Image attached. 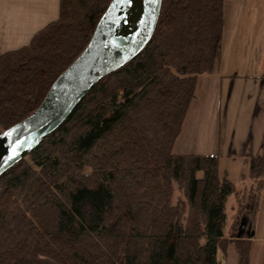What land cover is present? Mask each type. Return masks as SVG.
<instances>
[{
    "label": "trees",
    "instance_id": "16d2710c",
    "mask_svg": "<svg viewBox=\"0 0 264 264\" xmlns=\"http://www.w3.org/2000/svg\"><path fill=\"white\" fill-rule=\"evenodd\" d=\"M110 1L59 0L56 20L0 56V134L39 107ZM223 26V0H162L144 51L0 177V264H218L235 185L217 157L172 149ZM249 175L260 189L264 150Z\"/></svg>",
    "mask_w": 264,
    "mask_h": 264
},
{
    "label": "crops",
    "instance_id": "0c3cea01",
    "mask_svg": "<svg viewBox=\"0 0 264 264\" xmlns=\"http://www.w3.org/2000/svg\"><path fill=\"white\" fill-rule=\"evenodd\" d=\"M225 1L218 66L212 74L198 76L172 151L217 157L219 177L235 185L238 201L246 195L241 215L237 201L234 226L224 237L232 242L225 254L218 250V264L226 263L231 247L243 254L241 264H264V179L258 189L249 175L250 160L264 150V0H230L227 16ZM58 2L0 0V56L28 45L36 32L56 20ZM242 218L246 228L237 238ZM230 264L238 262L231 258Z\"/></svg>",
    "mask_w": 264,
    "mask_h": 264
},
{
    "label": "water",
    "instance_id": "95a60500",
    "mask_svg": "<svg viewBox=\"0 0 264 264\" xmlns=\"http://www.w3.org/2000/svg\"><path fill=\"white\" fill-rule=\"evenodd\" d=\"M131 1H110L84 51L56 78L39 107L0 134V177L61 127L93 86L147 47L159 20L162 0H142L137 29L129 37H118V27ZM245 228L246 220L242 218L237 238Z\"/></svg>",
    "mask_w": 264,
    "mask_h": 264
},
{
    "label": "bare ground",
    "instance_id": "6f19581e",
    "mask_svg": "<svg viewBox=\"0 0 264 264\" xmlns=\"http://www.w3.org/2000/svg\"><path fill=\"white\" fill-rule=\"evenodd\" d=\"M142 14V0H132L117 30L118 37H129L137 29Z\"/></svg>",
    "mask_w": 264,
    "mask_h": 264
},
{
    "label": "rangeland",
    "instance_id": "374dc122",
    "mask_svg": "<svg viewBox=\"0 0 264 264\" xmlns=\"http://www.w3.org/2000/svg\"><path fill=\"white\" fill-rule=\"evenodd\" d=\"M226 1H225V13H226V16H227V14H229V10H230V7L231 6L229 7L230 0H228V3ZM199 176H201V174H199ZM236 195L230 196L228 198V200H227V204H226V208H225L226 225H225V228H224V231H223L224 237L229 235V228L231 226H234V225H232V219L234 218V210H235V207L237 206V201H238L237 200L238 198H237ZM245 197H246V195L244 193V195H243L244 200H245ZM240 200H241V198H240ZM252 250H253V246H252ZM225 258H226L225 259L226 260V263L225 264H230V259L231 258L236 259V261L238 262V264H241V262L243 261V254L236 253V250H234L231 247V248L228 249L227 255H226ZM219 259L221 260L220 257H219ZM251 264H252V262H251Z\"/></svg>",
    "mask_w": 264,
    "mask_h": 264
},
{
    "label": "snow or ice",
    "instance_id": "6c2138e0",
    "mask_svg": "<svg viewBox=\"0 0 264 264\" xmlns=\"http://www.w3.org/2000/svg\"><path fill=\"white\" fill-rule=\"evenodd\" d=\"M129 2H130V0H129ZM153 2H155V0H153ZM7 135V134H6Z\"/></svg>",
    "mask_w": 264,
    "mask_h": 264
}]
</instances>
